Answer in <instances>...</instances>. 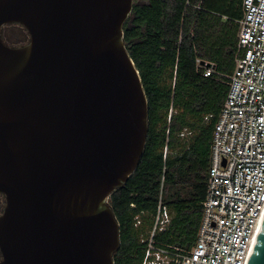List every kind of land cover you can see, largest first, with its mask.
<instances>
[{
  "label": "water",
  "instance_id": "obj_1",
  "mask_svg": "<svg viewBox=\"0 0 264 264\" xmlns=\"http://www.w3.org/2000/svg\"><path fill=\"white\" fill-rule=\"evenodd\" d=\"M133 3L0 0V264L114 263L119 224L108 200L148 134L123 42ZM7 24L27 42L5 43ZM246 264H264V215Z\"/></svg>",
  "mask_w": 264,
  "mask_h": 264
},
{
  "label": "trees",
  "instance_id": "obj_2",
  "mask_svg": "<svg viewBox=\"0 0 264 264\" xmlns=\"http://www.w3.org/2000/svg\"><path fill=\"white\" fill-rule=\"evenodd\" d=\"M142 1L133 5L124 23L123 42L146 95L148 134L136 170L108 200L119 224L113 264L142 263L161 179L162 201L173 218L153 243L179 251L193 246L206 191L212 128L239 55L242 0ZM8 25L20 29L14 45L27 42L21 25L7 24L2 31ZM202 61L213 66L208 76ZM207 115L211 117L205 122ZM183 129L192 130V136L181 137Z\"/></svg>",
  "mask_w": 264,
  "mask_h": 264
},
{
  "label": "built area",
  "instance_id": "obj_3",
  "mask_svg": "<svg viewBox=\"0 0 264 264\" xmlns=\"http://www.w3.org/2000/svg\"><path fill=\"white\" fill-rule=\"evenodd\" d=\"M242 13L238 21L239 55L212 128L195 242L189 250L180 251L154 245V236L170 223L169 208L162 201L161 179L141 264L247 263L264 215V0H242ZM204 68L205 76L213 72L212 67ZM192 133L183 129L180 136Z\"/></svg>",
  "mask_w": 264,
  "mask_h": 264
},
{
  "label": "rangeland",
  "instance_id": "obj_4",
  "mask_svg": "<svg viewBox=\"0 0 264 264\" xmlns=\"http://www.w3.org/2000/svg\"><path fill=\"white\" fill-rule=\"evenodd\" d=\"M19 31H20V29L18 27H16L15 25L14 26H12V25L6 26L4 28V30L2 31V35H3L4 40L8 44H10V45L13 44L14 45L15 42H16V39L19 38L18 37L19 36ZM207 121H209V120L205 119V122H207ZM188 137H190V136H188ZM169 216H170V223H171V220H172L173 216H172L170 210H169ZM170 223L168 224V226L170 225Z\"/></svg>",
  "mask_w": 264,
  "mask_h": 264
},
{
  "label": "flooded vegetation",
  "instance_id": "obj_5",
  "mask_svg": "<svg viewBox=\"0 0 264 264\" xmlns=\"http://www.w3.org/2000/svg\"><path fill=\"white\" fill-rule=\"evenodd\" d=\"M138 3H143L142 0H134V3L133 5H136ZM133 8V7H132ZM4 204H5V197L2 193H0V214L2 213L3 211V208H4ZM0 258H1V255H0Z\"/></svg>",
  "mask_w": 264,
  "mask_h": 264
},
{
  "label": "crops",
  "instance_id": "obj_6",
  "mask_svg": "<svg viewBox=\"0 0 264 264\" xmlns=\"http://www.w3.org/2000/svg\"><path fill=\"white\" fill-rule=\"evenodd\" d=\"M239 30V29H238ZM238 35V34H237ZM237 46V45H236ZM237 49H238V46H237ZM238 51H239V49H238ZM205 62V61H204ZM205 63H209V62H205ZM212 65V64H211ZM212 67V69H213V66H211ZM208 116V115H207ZM205 118V117H204Z\"/></svg>",
  "mask_w": 264,
  "mask_h": 264
}]
</instances>
